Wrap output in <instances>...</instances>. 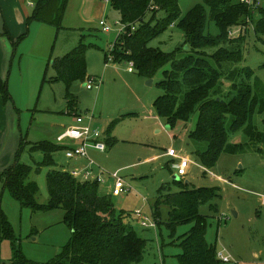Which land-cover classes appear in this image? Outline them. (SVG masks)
<instances>
[{"label":"rangeland","instance_id":"obj_1","mask_svg":"<svg viewBox=\"0 0 264 264\" xmlns=\"http://www.w3.org/2000/svg\"><path fill=\"white\" fill-rule=\"evenodd\" d=\"M28 1L24 7L17 0H0V70L10 96L4 101L0 94V173L10 168L20 154V161L32 167L31 178L39 185L37 200L48 203L47 173L54 166H44L43 152L32 151L31 145L45 140L56 143L57 136L73 124L74 114H67L64 84L50 83L49 79L55 75L52 61L84 39L89 46L88 75L99 78L101 83L93 89L86 87V80L72 84L71 91L77 98L75 112L92 115L94 125L106 135L115 122L111 135L116 143L107 145L106 152L90 154L98 165L96 170H101L105 178L99 187L102 195L111 193L114 174L127 183L129 191L112 198L116 210L125 212V221L132 222L137 233L147 240L143 258L136 264H179L183 250L177 239L194 225L179 224L174 237L165 225L170 206L159 200L158 189L166 182L171 183L172 192L179 190L173 183V161L164 155L169 148H175L191 162L188 175L179 180L191 182L192 187H216L222 194L218 206L201 207V213L208 216V241L230 258L231 262L221 264H264V145L261 151L223 153L215 167L204 169L188 138L197 117L189 123L179 121L175 127H167L153 108V101L163 92L157 86L159 77L153 85H147L130 70L131 62L108 59L117 35L125 27L109 0H67L61 29L40 21L29 22L35 3ZM260 1L264 6V0ZM178 4L182 16L196 5H205L204 0H178ZM150 16L148 13L146 19ZM162 16L164 12H158V17ZM101 20L112 27L110 32L103 31ZM247 26L249 31L240 46L245 58L240 66L254 70L251 84L257 92L261 86L264 98V45L256 38L253 25ZM207 32L219 33L214 21L210 20ZM184 41L183 30L172 25L150 46L172 52ZM256 126L264 133V111L257 115ZM22 139L27 140V145L20 152ZM54 157L57 168L64 170L61 164L67 166L68 162L65 153L60 151ZM137 210L152 219L154 213H159L157 230L141 226L135 218ZM233 210L238 212L237 217ZM0 211L14 232L12 240L1 241L0 264H11L19 250L29 260L49 262L70 240L71 230L63 222V209L33 213L22 208L1 180Z\"/></svg>","mask_w":264,"mask_h":264},{"label":"trees","instance_id":"obj_2","mask_svg":"<svg viewBox=\"0 0 264 264\" xmlns=\"http://www.w3.org/2000/svg\"><path fill=\"white\" fill-rule=\"evenodd\" d=\"M67 0H35L28 21H40L62 28ZM119 12L125 32L117 35L112 54L114 62L128 61L139 76L159 77L157 86L163 91L153 102L159 118L167 126L179 121L189 123L197 117L188 133L201 165L216 166L223 153L238 154L250 150L261 151L264 133L256 126V117L264 111L261 86L254 90L251 80L255 73L242 67L248 23L253 25L256 38L264 45V6L252 7L240 0H204L205 5L194 6L186 15L178 0H109ZM163 11L164 16L158 17ZM151 16L147 20L146 15ZM210 20L219 28L217 35L207 32ZM178 25L184 32V43L172 52L150 46L162 32ZM243 27L240 35L229 32ZM230 45L231 48L228 46ZM89 46L82 39L65 55L52 61L55 75L50 83L65 86L69 112H75L77 98L71 91L75 81H87ZM0 94L8 100L7 81L0 76ZM113 123L111 124V126ZM22 139L21 150L27 145ZM61 149L52 141L31 145L32 151L43 152L44 166H54L47 173L49 200L40 203L36 196L38 183L31 178L32 167L20 161L0 173L3 186L22 208L33 213L63 209V222L71 230L69 242L49 262L29 260L19 250L11 264H136L142 260L147 240L136 231L132 222L125 221L124 211H117L112 194L102 195L95 182H82L67 170L57 168L54 153ZM179 186L171 191V183L158 189L159 200L170 206L165 223L175 236L179 224L194 222L191 230L177 240L182 247L179 264H221L217 247L207 239L208 216L201 213L203 205L212 206L222 199L216 187H192L190 182L173 180ZM219 211V210H218ZM159 213L154 221L159 224ZM13 239V229L0 211V245L3 239Z\"/></svg>","mask_w":264,"mask_h":264},{"label":"built area","instance_id":"obj_3","mask_svg":"<svg viewBox=\"0 0 264 264\" xmlns=\"http://www.w3.org/2000/svg\"><path fill=\"white\" fill-rule=\"evenodd\" d=\"M243 3H246L250 7L253 5H260V0H240ZM100 26L103 31L110 32L112 27L104 20L100 21ZM125 28H122L119 34L125 32ZM243 27H238L235 30L229 32L230 36L240 35L243 32ZM118 34V35H119ZM114 48V46H113ZM113 51V49H112ZM111 51V52H112ZM111 61L114 60V55L111 54L108 57ZM101 83V80L96 77H89L86 81V87L92 89L97 87ZM74 123L69 127L65 128L56 138V140L61 143L64 141L78 142V144L69 146L65 149L66 157L69 159H85L86 163L83 166L75 167L69 171V173L76 179L82 182H97L99 184L105 182L103 177V172L101 170H96L98 165L90 156V149L94 148L96 150L105 152L107 150V144L104 141L103 132L94 125L93 116L86 113L85 115L78 114L73 112ZM165 155L173 159V168L176 170V173L184 178L188 175V170L190 167V160L188 157L181 156L175 148H169L166 150ZM114 179L113 186L111 188V194L113 196H120L121 194L129 191L127 183L116 174L112 175ZM135 216L139 219V223L143 227L147 228H157V223L154 219L149 218L144 215L141 210L135 211ZM218 257L223 262H231L229 256H225L224 251L217 252Z\"/></svg>","mask_w":264,"mask_h":264},{"label":"crops","instance_id":"obj_4","mask_svg":"<svg viewBox=\"0 0 264 264\" xmlns=\"http://www.w3.org/2000/svg\"><path fill=\"white\" fill-rule=\"evenodd\" d=\"M25 1L26 0H17V4L20 6L21 4V6H24L25 7ZM29 2V4H31V5H33L34 4V1H32V0H30V1H28ZM22 8V7H21ZM33 8H34V6H33ZM23 9V8H22ZM23 11H24V15H25V10L23 9ZM130 70L131 71H133L135 74H137V72H136V70H135V68H134V66H133V63H130ZM138 75V74H137ZM0 76L3 78L4 77V74H3V70H0ZM139 76V75H138ZM139 77H141V76H139ZM142 78V77H141ZM144 80H147V79H145V78H143ZM155 80V79H154ZM86 82V81H85ZM86 85V84H85ZM93 89V88H92ZM0 97H1V95H0ZM1 99H2V97H1ZM0 99V100H1ZM154 102V101H153ZM153 108H154V106H153ZM68 112H67V114H69V115H72L73 114V112H69V109L67 110ZM154 112H155V115L157 116V114H156V111H155V109H154ZM158 117V116H157ZM159 118V117H158ZM73 123H74V116H73ZM161 119V118H160ZM163 121H165L164 119H162ZM94 123V122H93ZM165 123H166V121H165ZM114 124H115V122H113V125L111 126H109V128H108V130H107V135L106 134H104V141L106 142V144L108 145V147H110L111 145H113V144H115L116 143V139H114L113 137H112V135H111V131H112V128H113V126H114ZM168 127V126H167ZM193 129V128H192ZM48 141V140H47ZM0 143H1V141H0ZM56 143L59 145V146H61V149L58 151V152H56V153H59L60 151H62V152H64L65 153V149L67 148V147H69V146H73V145H76V144H78V142H70V141H64V142H61V143H59L57 140H56ZM107 147V148H108ZM91 151H99V150H96V149H94V148H91L90 149V152ZM99 152H102V151H99ZM106 152V151H105ZM55 153V154H56ZM165 153H166V151H165ZM165 153H164V155H165ZM54 154V155H55ZM65 156H66V153H65ZM90 156H91V154H90ZM165 156H167V155H165ZM168 157V156H167ZM10 158V157H9ZM67 158V157H66ZM92 158V157H91ZM168 158H170V157H168ZM54 159H55V157H54ZM68 159V162H67V166L66 165H62L61 164V166H65V168H64V170H67L68 172L70 171V170H72L73 168H75V167H79V166H83L85 163H86V160L85 159H78V158H74V159H69V158H67ZM11 160H12V158H11ZM172 161H173V159H171ZM55 161H56V159H55ZM57 162V161H56ZM190 166H191V163H190ZM190 168V167H189ZM204 169H206L205 167H203ZM175 174H177L176 172H175ZM178 175V174H177ZM173 176H174V174H173ZM179 176V175H178ZM180 177V176H179ZM182 178V177H181ZM174 180V179H173ZM186 182H189V181H186ZM166 183V182H165ZM191 183V182H190ZM163 184V183H162ZM192 185V184H191ZM193 186V185H192ZM111 194V193H110ZM219 203V202H218ZM262 204H263V206H264V197H263V199H262ZM233 212H234V215H235V217H237L239 214H238V212L236 211V210H233ZM135 218L139 221V219L135 216ZM150 218V217H149ZM142 226V225H141ZM158 227V226H157ZM156 230H157V228H155ZM259 259H261V258H259Z\"/></svg>","mask_w":264,"mask_h":264},{"label":"water","instance_id":"obj_5","mask_svg":"<svg viewBox=\"0 0 264 264\" xmlns=\"http://www.w3.org/2000/svg\"><path fill=\"white\" fill-rule=\"evenodd\" d=\"M153 83H154V79L153 78H150V79H147L146 80V84L147 85H150L151 86V85H153ZM173 179L174 180H179L180 177L177 174H174Z\"/></svg>","mask_w":264,"mask_h":264}]
</instances>
